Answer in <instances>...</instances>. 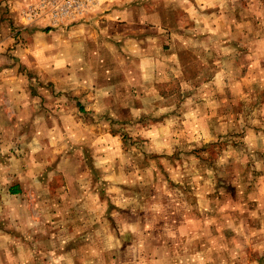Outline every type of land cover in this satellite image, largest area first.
<instances>
[{
	"label": "rangeland",
	"instance_id": "1",
	"mask_svg": "<svg viewBox=\"0 0 264 264\" xmlns=\"http://www.w3.org/2000/svg\"><path fill=\"white\" fill-rule=\"evenodd\" d=\"M115 6L125 21L100 0H0V68L26 81L30 132L56 135L24 170L0 108V264H264V0ZM129 39L153 52L156 85L98 111L85 93L80 111L100 118L86 148L33 102L80 97L87 65L99 84L137 81ZM16 181L20 196L8 192Z\"/></svg>",
	"mask_w": 264,
	"mask_h": 264
},
{
	"label": "crops",
	"instance_id": "2",
	"mask_svg": "<svg viewBox=\"0 0 264 264\" xmlns=\"http://www.w3.org/2000/svg\"><path fill=\"white\" fill-rule=\"evenodd\" d=\"M123 1L124 0H100L104 8L110 9V12L107 15V19L111 21H118V23L126 20V18L122 17L123 12H120L119 9L116 8L115 6V5H119V3ZM135 19H138V18L135 16ZM88 37L89 36H87V38ZM120 37H122L121 34H120ZM87 38L84 37V39H87ZM128 45H129L128 46L129 52L131 54L133 53L132 56H134L132 59L130 58V61H131L130 68H132L134 72L137 75H139V78L137 79V81L126 82L124 80H121V81L112 80L104 84L102 83L99 84L95 81V76H94V71L96 70V67L92 65L83 66L84 72H86L87 74L88 73L93 74V77H92L93 80H90V78L87 77L86 78L87 80H84L85 83H83V81H80L78 82V86L76 84L77 88H76L75 93L76 94L80 93L81 94L80 97L74 96L75 99L73 98L67 99L63 97L60 94V92H56L54 96H49V98H51L49 99L50 100L49 104L46 102L47 100L46 98L43 99L41 97V100H40L41 104H39L38 100H34L33 102L34 107H39V105H41L42 108H39V110H44L48 113L50 112L49 116H55L56 118L58 116V124L60 123V125L56 124L53 128L58 127L60 128V130L70 131L72 134H78V133H81V135L85 134L81 141L82 143H84L83 146L87 148L88 145L90 144V141L94 138V136H96L94 123L97 122L100 118H97V116L93 112L92 113L88 112L85 114L80 111V110L84 111L83 105H84V101L86 97L92 99V101H90V105L93 108H90V109H93V110L97 109L98 111L99 108L97 107V105L100 104V101H103L104 99H107V98H109V101H111V103H117L119 105H125L129 103L130 101H134V102L136 101L139 103L141 96H143V100L150 99V95L144 92V88H148V87H151L152 85H156L155 84L156 80H154L156 79L155 68H147L144 66V64H146L148 61L152 63L151 61L154 60L153 52L148 53L146 51L144 42L141 39L139 41L137 39H129ZM133 45L135 47L134 49L132 48ZM76 51L79 53L80 49H77ZM15 71H16V68L14 69V71H10L8 69H5L4 67L0 68V108L3 109L4 113H6L9 119V120L7 119L6 120L8 124H10V126L8 127L6 125V128H4V132L7 138L10 137L13 140L18 139V138L21 139L20 140L21 142L20 151L23 154H25L24 155L25 157L24 158V163H25L24 170H26V167L30 168L32 166V164L26 163V153H28L29 150H32L33 152L40 151L41 145L46 146L48 142L50 143L51 146H54V148H56V141L54 137H52L56 135L54 134L46 135V137H49V138L42 140V139H39V136L36 134L35 131L30 132L33 121L28 114L29 112L28 106L32 104H30L29 102H26V98H27L26 94L23 95V93L26 92V81L24 80V77L20 76V79H11L12 77H10L11 76L10 74H13ZM146 82H152V84L146 83ZM79 85H82V86H79ZM148 89H151V88H148ZM20 91H22V93ZM87 92L90 93V96L85 97V93ZM157 92H158L157 94L158 98H164L163 95H160L159 91ZM128 95L132 97V100H127ZM73 100H76L75 106L80 107L79 113L81 114L83 113L82 115H84L82 118L80 117V115H78L75 112L69 113L70 110L68 109V105L66 104V102L69 101L70 103H73ZM42 103L45 106H49L50 110L48 111V108L44 107ZM70 106L73 107V104H71ZM87 109L89 108H85V110ZM19 111L22 112L20 113L22 115H25L24 112H26L25 128L19 127V122L20 123L24 122V119L19 117L20 115L18 114ZM40 114L41 113L39 112L38 115ZM105 115H109V109L103 111V117ZM62 117L66 119L65 122L62 121ZM40 119L41 118H39V121ZM72 121H74L75 124H72ZM13 125H15L16 129H19L18 132H15V128ZM61 134L62 133L60 132V135ZM59 149L62 150V148L60 147ZM53 151L55 152L56 150L53 149ZM35 165H38L39 170H42V169L48 170L50 168L59 166V164L56 165V163L47 162V161H40ZM96 167H99V166H96ZM23 189L24 188H22L21 183L16 181L14 184L12 183L9 186L8 192L14 196H17V195L20 196V194H24L23 192H25L23 191ZM90 192L91 191L90 189H88V183L86 181L85 184L80 185V195L78 196L80 197L79 200H82V199L88 200Z\"/></svg>",
	"mask_w": 264,
	"mask_h": 264
},
{
	"label": "trees",
	"instance_id": "3",
	"mask_svg": "<svg viewBox=\"0 0 264 264\" xmlns=\"http://www.w3.org/2000/svg\"><path fill=\"white\" fill-rule=\"evenodd\" d=\"M13 193H15V192H13Z\"/></svg>",
	"mask_w": 264,
	"mask_h": 264
}]
</instances>
